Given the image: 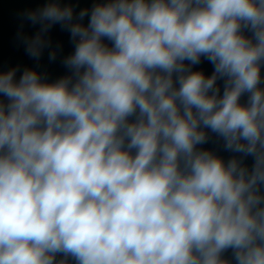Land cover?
<instances>
[{
  "label": "clouds",
  "instance_id": "1",
  "mask_svg": "<svg viewBox=\"0 0 264 264\" xmlns=\"http://www.w3.org/2000/svg\"><path fill=\"white\" fill-rule=\"evenodd\" d=\"M21 15L37 65L73 50L0 68V264H264V0Z\"/></svg>",
  "mask_w": 264,
  "mask_h": 264
}]
</instances>
